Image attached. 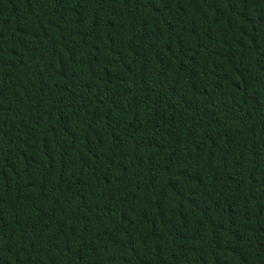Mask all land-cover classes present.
<instances>
[{
  "label": "trees",
  "instance_id": "trees-1",
  "mask_svg": "<svg viewBox=\"0 0 264 264\" xmlns=\"http://www.w3.org/2000/svg\"><path fill=\"white\" fill-rule=\"evenodd\" d=\"M0 264H264V0H0Z\"/></svg>",
  "mask_w": 264,
  "mask_h": 264
}]
</instances>
